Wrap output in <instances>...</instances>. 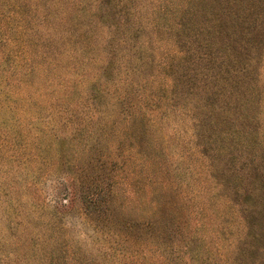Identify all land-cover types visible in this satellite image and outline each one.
<instances>
[{"label": "rangeland", "instance_id": "374dc122", "mask_svg": "<svg viewBox=\"0 0 264 264\" xmlns=\"http://www.w3.org/2000/svg\"><path fill=\"white\" fill-rule=\"evenodd\" d=\"M0 264H264V0H0Z\"/></svg>", "mask_w": 264, "mask_h": 264}]
</instances>
